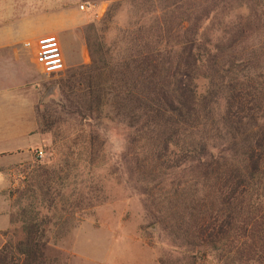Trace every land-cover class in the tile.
Instances as JSON below:
<instances>
[{
  "label": "rangeland",
  "instance_id": "374dc122",
  "mask_svg": "<svg viewBox=\"0 0 264 264\" xmlns=\"http://www.w3.org/2000/svg\"><path fill=\"white\" fill-rule=\"evenodd\" d=\"M9 35L33 60L36 38L56 36L65 71L45 76L29 59L0 69V264H232L203 231L226 221L223 196L248 190L264 121H223L224 93L201 124L149 121L140 82L193 49L263 95L264 0H0ZM25 78L36 142L23 149L32 120L10 93Z\"/></svg>",
  "mask_w": 264,
  "mask_h": 264
},
{
  "label": "trees",
  "instance_id": "16d2710c",
  "mask_svg": "<svg viewBox=\"0 0 264 264\" xmlns=\"http://www.w3.org/2000/svg\"><path fill=\"white\" fill-rule=\"evenodd\" d=\"M213 7L214 4L210 3L208 9ZM211 12L212 10H203L201 18L204 20ZM193 34L197 37L199 31L195 30ZM193 42L194 40H188L185 46L193 47ZM200 62L203 61L194 56L191 49L185 56V61L178 62L173 67V73L163 76L154 74L143 79L140 82L141 90L146 88L145 84L149 90L147 105L140 100L143 105L138 108L146 111L143 117L156 121L167 115L174 122L201 124L212 118L218 95L224 93L222 98H225L226 111L223 121L237 126L249 121L255 127L259 121H264V110L259 106L264 100V94L261 95L250 78L213 74L219 68V63L209 54L204 64L199 65ZM200 67L210 74L202 77L194 75L193 71ZM202 82L204 85H201V89L199 84ZM258 136L245 161L251 180L250 184H246L248 190L239 193L232 190L223 196L222 203L230 210L226 221L216 225L218 219H214L215 222L206 226L203 231H208V237L220 244L219 248L215 246L216 243L212 245L219 250L221 256L225 252L232 264H264V126ZM254 177L257 178L255 181Z\"/></svg>",
  "mask_w": 264,
  "mask_h": 264
},
{
  "label": "crops",
  "instance_id": "0c3cea01",
  "mask_svg": "<svg viewBox=\"0 0 264 264\" xmlns=\"http://www.w3.org/2000/svg\"><path fill=\"white\" fill-rule=\"evenodd\" d=\"M38 38H40V37H37L36 39H38ZM25 41H27V39L19 41L17 39L11 38L10 35L7 36L6 38L0 40V69L3 68V66H4L3 64H9V63H15V64L17 63V64H19L18 62L23 61V59L32 60V63L34 64V60L27 56L29 54L27 52H25V50L21 46V44H23ZM4 68H6V67H4ZM20 89L16 90L15 93L11 92L10 94L11 95L15 94L18 97V101L17 102L19 103L20 111H22V110L23 111L24 110L29 111V114H28L29 116L28 117L31 118V120H32V123H31L30 127L25 129L23 131V133H21V137L28 139V142H29L27 147L23 148V149H26V148L32 146L33 143L36 142V139L34 138L36 122H35L34 116L32 114L34 103L30 99H28L26 96H24V94L27 91L26 78L24 79V87H21ZM21 116L22 115L19 114L16 118H18V120H21L22 119ZM26 116H27V114H26ZM23 120H25V118H23ZM21 122L22 121H20V123ZM1 134L6 137L7 134H9V136H10L11 132H9V133L2 132ZM18 150H21V149H16L14 151L16 152ZM9 153H11V152H9ZM7 154H8V152L0 153V158L4 157ZM1 178L2 177H1V174H0V179ZM1 216H2V221H1L2 225L0 227H2L4 229V228H6L9 225V219H8V216H7L6 213H4Z\"/></svg>",
  "mask_w": 264,
  "mask_h": 264
},
{
  "label": "built area",
  "instance_id": "2783aa9c",
  "mask_svg": "<svg viewBox=\"0 0 264 264\" xmlns=\"http://www.w3.org/2000/svg\"><path fill=\"white\" fill-rule=\"evenodd\" d=\"M86 6L82 5L81 10ZM34 63L41 74L45 76L59 75L65 71V62L62 49L56 36L47 35L39 38L35 45ZM37 158L42 157V152H36Z\"/></svg>",
  "mask_w": 264,
  "mask_h": 264
}]
</instances>
